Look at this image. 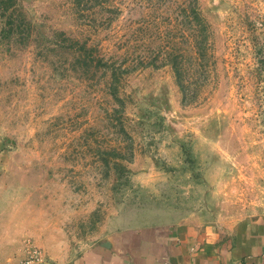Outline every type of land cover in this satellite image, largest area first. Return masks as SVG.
I'll use <instances>...</instances> for the list:
<instances>
[{
    "label": "rangeland",
    "instance_id": "1",
    "mask_svg": "<svg viewBox=\"0 0 264 264\" xmlns=\"http://www.w3.org/2000/svg\"><path fill=\"white\" fill-rule=\"evenodd\" d=\"M17 3L40 41L0 40V264L64 263L115 227L264 212V0H197L188 102L169 65L190 52L183 0ZM59 33L123 68L116 90Z\"/></svg>",
    "mask_w": 264,
    "mask_h": 264
},
{
    "label": "crops",
    "instance_id": "2",
    "mask_svg": "<svg viewBox=\"0 0 264 264\" xmlns=\"http://www.w3.org/2000/svg\"><path fill=\"white\" fill-rule=\"evenodd\" d=\"M59 264H264V212L229 227L195 229L179 222L115 227L82 255Z\"/></svg>",
    "mask_w": 264,
    "mask_h": 264
},
{
    "label": "trees",
    "instance_id": "3",
    "mask_svg": "<svg viewBox=\"0 0 264 264\" xmlns=\"http://www.w3.org/2000/svg\"><path fill=\"white\" fill-rule=\"evenodd\" d=\"M177 11L182 15V24L186 33H182L183 39L187 42V48L190 47V52L187 61L185 59H178L176 53L169 57V65L172 70L176 85L181 94V100L188 102L192 100L189 91L193 86L198 88L195 71L201 68V58L203 57L204 40L206 37V24L199 14L197 7V0H183V4H177ZM110 8V7H108ZM114 10V9H113ZM116 10V9H115ZM35 28L28 19L25 18L24 13L20 9L17 0H0V40L18 41L21 43L31 41L32 39L39 40L40 35L35 37ZM46 37H44V40ZM55 43H62L66 46L65 49L75 53L74 60L79 64L82 71L86 72L89 66L96 67L101 65L109 70V79L107 83L110 91L116 90L119 82V74L123 72V68L115 66L113 63H107L102 60L101 56L97 54L98 49L94 47H85L79 44L75 39L65 37L62 33L54 34ZM175 40V39H173ZM49 39H47V42ZM193 48H196L193 50ZM194 98V97H193Z\"/></svg>",
    "mask_w": 264,
    "mask_h": 264
}]
</instances>
